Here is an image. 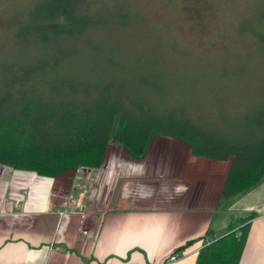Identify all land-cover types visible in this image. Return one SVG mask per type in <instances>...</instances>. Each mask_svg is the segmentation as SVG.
I'll return each mask as SVG.
<instances>
[{"label":"trees","instance_id":"trees-1","mask_svg":"<svg viewBox=\"0 0 264 264\" xmlns=\"http://www.w3.org/2000/svg\"><path fill=\"white\" fill-rule=\"evenodd\" d=\"M33 5L24 16L6 9L12 25L0 29L33 45L35 53L21 61L0 59V164L51 178L86 168L85 180L91 181L108 141L141 158L150 137L163 135L185 141L195 155L228 160L220 205L264 178V101L227 125L206 124L187 111L158 112L143 97L120 90L122 82L86 77L83 53L104 51V61L116 66V53L137 50L120 40L128 27L145 22L136 0H36ZM256 7L248 20L263 27L264 38V0H256ZM253 215H240L225 233L202 244L193 264H237Z\"/></svg>","mask_w":264,"mask_h":264},{"label":"rangeland","instance_id":"rangeland-1","mask_svg":"<svg viewBox=\"0 0 264 264\" xmlns=\"http://www.w3.org/2000/svg\"><path fill=\"white\" fill-rule=\"evenodd\" d=\"M35 2L0 0V29L12 25L6 9H19L24 16ZM136 2L145 22L128 27L120 40L137 50L116 53V66L104 61V51L83 53L81 69L89 73L86 77L102 83L111 79L122 82L120 90L143 97L158 112L171 108L187 111L206 124L227 125L243 110L264 101V38L259 33L263 27L248 20L254 19L256 0H172L168 6L162 0ZM13 38L12 32L0 31L1 60L10 56L21 61L35 54L33 45ZM160 152L155 146L140 160L127 156L110 140L100 164L91 170V181L85 180L86 168L69 169L53 177V191L59 195L64 190L65 203L69 196L80 194L86 213L97 217L113 204L114 196L128 195L133 187L151 189L158 178L150 175L151 169H142L159 165ZM170 152L175 165L179 161L185 166L186 159ZM223 217H219L217 229L224 223ZM93 223H84V227Z\"/></svg>","mask_w":264,"mask_h":264},{"label":"crops","instance_id":"crops-1","mask_svg":"<svg viewBox=\"0 0 264 264\" xmlns=\"http://www.w3.org/2000/svg\"><path fill=\"white\" fill-rule=\"evenodd\" d=\"M155 146L159 165L142 169L158 178L151 189L114 196L97 217L80 194L65 203L53 178L0 166V264H193L202 244L248 211L254 215L237 264H264V178L220 205L228 160L195 155L185 141L163 135L150 137L143 156ZM171 150L185 166L173 163ZM219 217L225 221L217 229Z\"/></svg>","mask_w":264,"mask_h":264},{"label":"built area","instance_id":"built-area-1","mask_svg":"<svg viewBox=\"0 0 264 264\" xmlns=\"http://www.w3.org/2000/svg\"><path fill=\"white\" fill-rule=\"evenodd\" d=\"M176 258V253H172L171 255H169L167 257V260H172V259H175Z\"/></svg>","mask_w":264,"mask_h":264}]
</instances>
